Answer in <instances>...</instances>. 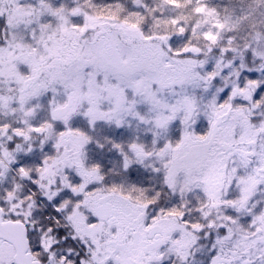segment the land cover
Segmentation results:
<instances>
[{"label": "snow or ice", "instance_id": "1", "mask_svg": "<svg viewBox=\"0 0 264 264\" xmlns=\"http://www.w3.org/2000/svg\"><path fill=\"white\" fill-rule=\"evenodd\" d=\"M0 264H264V0H0Z\"/></svg>", "mask_w": 264, "mask_h": 264}]
</instances>
